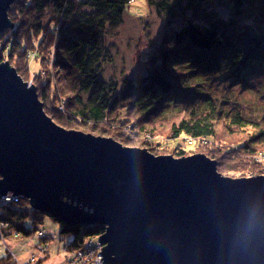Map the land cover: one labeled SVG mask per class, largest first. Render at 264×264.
I'll return each instance as SVG.
<instances>
[{
	"label": "trees",
	"instance_id": "obj_1",
	"mask_svg": "<svg viewBox=\"0 0 264 264\" xmlns=\"http://www.w3.org/2000/svg\"><path fill=\"white\" fill-rule=\"evenodd\" d=\"M227 1L233 17L224 21L206 9L198 15L204 11L195 0H160L158 13L190 9L200 20L190 17L165 31L145 74L114 87L99 78L104 39L118 27L129 0H15L8 11L14 27L0 33V63L8 61L22 76L32 54L40 63L33 73L38 98L61 126L83 125L151 152H161L155 147L164 136L162 146L178 155L199 151L220 171L226 159L236 173L264 175V118L212 106L217 99L210 83L221 68L236 82L244 71L264 72V0ZM224 59L226 67L219 66ZM38 213L25 198L0 200V235L33 232ZM59 225L61 234L71 236L66 248L72 251L104 232L99 225Z\"/></svg>",
	"mask_w": 264,
	"mask_h": 264
},
{
	"label": "water",
	"instance_id": "obj_2",
	"mask_svg": "<svg viewBox=\"0 0 264 264\" xmlns=\"http://www.w3.org/2000/svg\"><path fill=\"white\" fill-rule=\"evenodd\" d=\"M14 1L0 0V33ZM18 197L66 226H102V264H264V175L227 177L202 153L154 155L65 129L4 61L0 199Z\"/></svg>",
	"mask_w": 264,
	"mask_h": 264
},
{
	"label": "rangeland",
	"instance_id": "obj_3",
	"mask_svg": "<svg viewBox=\"0 0 264 264\" xmlns=\"http://www.w3.org/2000/svg\"><path fill=\"white\" fill-rule=\"evenodd\" d=\"M154 1H156V3L149 5L147 0H129L128 5L122 13L118 27L108 30L109 32L104 39V58L99 69V78L106 82L107 85H114V87H117L125 79L134 80L145 74L152 61L150 57L152 54L151 52L158 46L165 31H168L170 28L177 29L186 24L191 18L200 20L190 9H185L184 13H182L181 9L177 8L171 13L170 10L163 8V11L158 13V10L161 9L158 8L160 0ZM179 1L183 2V0ZM195 1H197L198 7L204 11L198 15H205L207 11L212 12L216 18L224 21H228L230 17H233L231 14L232 7L227 0H211V4L209 5L205 3L206 0ZM179 5H182V3ZM11 21L13 22L14 20L11 19ZM240 22V24L250 25L248 23L249 21L245 22L241 20ZM55 29H58V27ZM0 57L2 60L5 58L3 53L0 54ZM225 63V59L220 60L219 66L224 65V67H226ZM27 65L28 67L24 74L22 76L18 75L24 82L34 86L36 82L33 79V73L39 70L40 63L32 58L31 54L29 55V62ZM228 70L232 71L230 69ZM205 87H207V85ZM210 87L213 97L217 99L212 105L216 108V111L225 112L226 110L231 111V109L235 108L258 119L264 118V72L257 74L256 72L250 73L249 71H244L241 79L236 82L234 78H231L226 68H221L220 71L213 76ZM74 125L78 124L74 121ZM78 126V128L61 127L90 133L95 136H102L94 134V132L86 126ZM102 137L108 136L103 135ZM163 139L164 136L161 139L159 138L158 141L161 142V144L155 147L161 152L148 151L146 149L147 146L138 147L135 144L122 145L128 147L135 146L142 149L145 148L154 155H172L177 158L201 153L197 151L190 154L184 153L178 155L173 148L162 146V143H164ZM174 143H178V140L174 141ZM226 161L225 159L224 165L221 168L222 172L217 168L222 175L232 178L255 176L248 173L241 175V172H234L229 169V167H231V162ZM37 218V223L34 224L35 230L27 235L23 232H19L18 236L15 238L13 230L6 231L7 235H0V264H69L72 253L77 250L74 249L72 251L66 248L71 236L61 234L59 223L44 213H38ZM31 224V222L27 221L25 223V228L31 227ZM0 229H2L1 226ZM39 232H42L43 236H38ZM89 239H92V237L85 239L83 242L87 244L91 241ZM100 246L102 248V245Z\"/></svg>",
	"mask_w": 264,
	"mask_h": 264
},
{
	"label": "built area",
	"instance_id": "obj_4",
	"mask_svg": "<svg viewBox=\"0 0 264 264\" xmlns=\"http://www.w3.org/2000/svg\"><path fill=\"white\" fill-rule=\"evenodd\" d=\"M9 198H1V200L9 201ZM16 200V199H15ZM42 235V232L38 233V236ZM95 239V240H94ZM89 243H84L83 246L75 250L72 255L69 264H102L101 259V244L97 238L89 239Z\"/></svg>",
	"mask_w": 264,
	"mask_h": 264
},
{
	"label": "bare ground",
	"instance_id": "obj_5",
	"mask_svg": "<svg viewBox=\"0 0 264 264\" xmlns=\"http://www.w3.org/2000/svg\"><path fill=\"white\" fill-rule=\"evenodd\" d=\"M30 84H28V86H29ZM2 226H3V224H1Z\"/></svg>",
	"mask_w": 264,
	"mask_h": 264
}]
</instances>
